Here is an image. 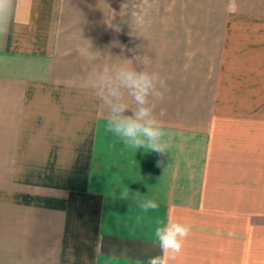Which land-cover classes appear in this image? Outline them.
Listing matches in <instances>:
<instances>
[{"label": "crops", "instance_id": "1", "mask_svg": "<svg viewBox=\"0 0 264 264\" xmlns=\"http://www.w3.org/2000/svg\"><path fill=\"white\" fill-rule=\"evenodd\" d=\"M138 46L167 83L166 154L126 148L87 86ZM168 220L191 226L171 264H264V0H15L0 264H147Z\"/></svg>", "mask_w": 264, "mask_h": 264}, {"label": "clouds", "instance_id": "2", "mask_svg": "<svg viewBox=\"0 0 264 264\" xmlns=\"http://www.w3.org/2000/svg\"><path fill=\"white\" fill-rule=\"evenodd\" d=\"M15 0H0V34L6 31ZM113 27V25H109ZM115 31H119L115 27ZM132 36L133 32L130 33ZM119 46L118 41L109 48ZM123 50V46H121ZM131 58L98 69L89 74L87 86L100 106L105 108L106 130L119 138L123 145L135 152L166 154L169 143L163 123L154 115V102L162 100L167 90L166 80L155 71H149V59L139 46L131 49ZM162 162H157L161 166ZM128 192H124L127 198ZM144 211L159 207L155 200H145ZM191 226L179 221H161L155 227L154 240L161 254L150 257L147 264H171L182 252Z\"/></svg>", "mask_w": 264, "mask_h": 264}]
</instances>
